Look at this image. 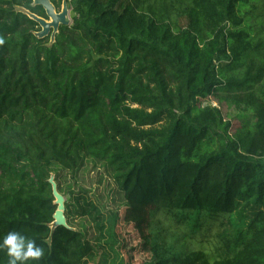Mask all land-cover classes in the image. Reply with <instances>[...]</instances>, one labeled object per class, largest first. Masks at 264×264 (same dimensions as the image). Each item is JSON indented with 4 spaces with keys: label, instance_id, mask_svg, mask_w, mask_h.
<instances>
[{
    "label": "trees",
    "instance_id": "trees-1",
    "mask_svg": "<svg viewBox=\"0 0 264 264\" xmlns=\"http://www.w3.org/2000/svg\"><path fill=\"white\" fill-rule=\"evenodd\" d=\"M50 1L57 10L63 3ZM169 1L185 26L139 0H68L72 24L51 44L23 12L47 19L42 7L0 0V238L35 239L40 264L107 259L89 216L67 206L68 227L53 228L52 178L62 196L91 193L110 213L118 244L110 264H133L122 228L148 255L142 264H264V40L249 23L255 0ZM219 93L237 118H251L203 106L221 103ZM243 205L257 209L253 219L219 233L213 254L177 246L178 234L165 242L160 224L148 233L164 213L189 229L182 238L205 237ZM0 264H8L3 250Z\"/></svg>",
    "mask_w": 264,
    "mask_h": 264
},
{
    "label": "rangeland",
    "instance_id": "rangeland-1",
    "mask_svg": "<svg viewBox=\"0 0 264 264\" xmlns=\"http://www.w3.org/2000/svg\"><path fill=\"white\" fill-rule=\"evenodd\" d=\"M139 2L147 11H150L149 9L152 8L158 16L164 15L166 18L171 19L173 24H179L182 26L186 25L183 11L179 9V6H173L169 0H139ZM69 9L70 18L72 19V7L69 6ZM249 10L251 13L249 17L252 18L249 23L254 28L255 39L256 41L264 40V0H255L252 2ZM61 11L62 3L57 12L59 13ZM50 38L51 37H48L46 39L49 40ZM217 96L222 99L221 103L216 101L214 98H211L208 102L203 103V106L212 105L221 107L224 115L227 118H231L233 120H245L251 118V113H246L243 115L241 114L238 116L239 118H237V112L234 111V109H230L228 107V102L224 93H219ZM64 199L65 212L66 207L69 206L73 217L87 215L93 221L97 232L94 243L97 245V247L102 249L103 253L107 257L103 264H110L112 255L109 249H116V251L118 250V244L114 240V222L110 213L101 207L97 199L91 193L77 192L72 195L65 196ZM256 211V208L243 205L232 216L230 221L231 223H227L226 227L215 226L211 233L205 234V237L197 235L196 237L194 236L193 239L186 237L182 238L184 233H190L189 229L187 227L184 228L182 225H177L175 221H171L164 213H159L154 219H152L148 233H156V228H158L157 226L160 224L163 227L161 235L165 242L170 243L173 234H178L181 238V241L176 244L177 246L184 245L187 250H204L210 254H213L216 252V248L220 242V239L217 235L225 229H229L231 224L234 227H246L253 219L254 213ZM191 229L192 227H190V230ZM127 233L128 232H125L123 228L121 229V237L125 240V242L129 243V245H127V249L131 253L130 256L126 254V257H130V260L133 264H142L145 262V260H147L148 255L143 254L141 250H139V241L135 239L130 240L127 236ZM183 242H186V244H183Z\"/></svg>",
    "mask_w": 264,
    "mask_h": 264
},
{
    "label": "water",
    "instance_id": "water-1",
    "mask_svg": "<svg viewBox=\"0 0 264 264\" xmlns=\"http://www.w3.org/2000/svg\"><path fill=\"white\" fill-rule=\"evenodd\" d=\"M33 3L35 7L43 8L46 13L47 19L39 17L28 10H23V12L30 19L35 21L40 27V31L35 33V36L40 40L51 37V44H53L55 42L56 35L60 32V28L71 26L72 19L70 18L68 0H63L62 11L59 13L50 0H33ZM50 183L53 186L55 204L58 206V209L54 216L55 221L53 223V228H56L58 226L68 227L65 217V199L59 193L57 184L55 183L53 178L50 180Z\"/></svg>",
    "mask_w": 264,
    "mask_h": 264
},
{
    "label": "clouds",
    "instance_id": "clouds-1",
    "mask_svg": "<svg viewBox=\"0 0 264 264\" xmlns=\"http://www.w3.org/2000/svg\"><path fill=\"white\" fill-rule=\"evenodd\" d=\"M0 250L6 252L8 264H40L44 249L35 239L18 231H10L0 238Z\"/></svg>",
    "mask_w": 264,
    "mask_h": 264
}]
</instances>
